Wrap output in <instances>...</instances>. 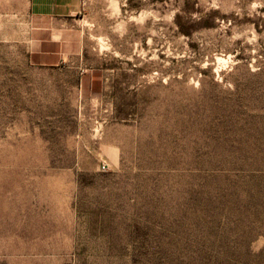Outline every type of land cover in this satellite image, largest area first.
Here are the masks:
<instances>
[{
    "label": "rangeland",
    "instance_id": "rangeland-1",
    "mask_svg": "<svg viewBox=\"0 0 264 264\" xmlns=\"http://www.w3.org/2000/svg\"><path fill=\"white\" fill-rule=\"evenodd\" d=\"M0 264H264V0H0Z\"/></svg>",
    "mask_w": 264,
    "mask_h": 264
},
{
    "label": "crops",
    "instance_id": "crops-1",
    "mask_svg": "<svg viewBox=\"0 0 264 264\" xmlns=\"http://www.w3.org/2000/svg\"><path fill=\"white\" fill-rule=\"evenodd\" d=\"M28 17L35 23L72 19L81 14L83 0H27ZM67 30L57 27H39L31 34L30 61L41 67H55L68 57Z\"/></svg>",
    "mask_w": 264,
    "mask_h": 264
},
{
    "label": "built area",
    "instance_id": "built-area-1",
    "mask_svg": "<svg viewBox=\"0 0 264 264\" xmlns=\"http://www.w3.org/2000/svg\"><path fill=\"white\" fill-rule=\"evenodd\" d=\"M107 168H108V165H106V164H103L101 166V170L104 171V172L107 170Z\"/></svg>",
    "mask_w": 264,
    "mask_h": 264
}]
</instances>
